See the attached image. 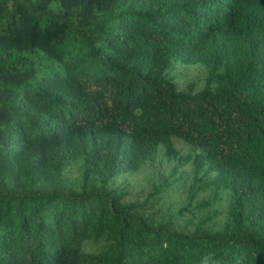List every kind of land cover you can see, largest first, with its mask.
<instances>
[{"label": "trees", "instance_id": "trees-1", "mask_svg": "<svg viewBox=\"0 0 264 264\" xmlns=\"http://www.w3.org/2000/svg\"><path fill=\"white\" fill-rule=\"evenodd\" d=\"M161 146L190 171L128 197ZM209 253L264 264V0H0V264Z\"/></svg>", "mask_w": 264, "mask_h": 264}, {"label": "rangeland", "instance_id": "rangeland-1", "mask_svg": "<svg viewBox=\"0 0 264 264\" xmlns=\"http://www.w3.org/2000/svg\"><path fill=\"white\" fill-rule=\"evenodd\" d=\"M171 75L174 77L176 83L180 88H185L187 83L191 81L197 82V90L202 87V82L204 79V70L200 66H186L182 64H177L174 66ZM174 145L178 150L179 154L185 155L189 153L190 147L188 144L183 141L175 138ZM164 148L161 146L158 152V159L154 162L153 165H146L143 169H141L137 174L133 176H129L127 178L130 184V190L132 195H128V197L132 198H143V196L151 189L152 182L158 178H167L170 182L176 176L180 175L185 177L187 173L190 171L191 167L188 164L182 165L178 167L175 172L176 175H171L174 172L175 163L173 161L168 160V158L164 155ZM188 183L181 190H177L176 187H171L166 192L167 198L170 199L171 205L175 208H178L185 200ZM198 198H202L201 195ZM169 202H167L168 204ZM183 215H187V212H183Z\"/></svg>", "mask_w": 264, "mask_h": 264}, {"label": "clouds", "instance_id": "clouds-1", "mask_svg": "<svg viewBox=\"0 0 264 264\" xmlns=\"http://www.w3.org/2000/svg\"><path fill=\"white\" fill-rule=\"evenodd\" d=\"M201 264H219V261L215 258L214 254L209 253L202 257Z\"/></svg>", "mask_w": 264, "mask_h": 264}]
</instances>
